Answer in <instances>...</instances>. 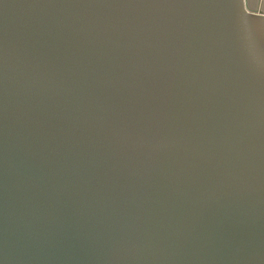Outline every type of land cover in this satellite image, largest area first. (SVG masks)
<instances>
[{
	"label": "water",
	"instance_id": "water-1",
	"mask_svg": "<svg viewBox=\"0 0 264 264\" xmlns=\"http://www.w3.org/2000/svg\"><path fill=\"white\" fill-rule=\"evenodd\" d=\"M0 264H264V0H0Z\"/></svg>",
	"mask_w": 264,
	"mask_h": 264
}]
</instances>
